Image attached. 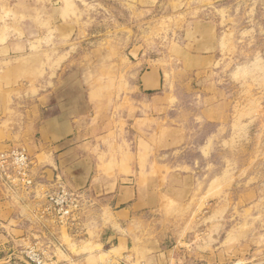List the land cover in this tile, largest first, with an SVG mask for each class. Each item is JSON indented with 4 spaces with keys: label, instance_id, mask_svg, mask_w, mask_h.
Segmentation results:
<instances>
[{
    "label": "crops",
    "instance_id": "crops-1",
    "mask_svg": "<svg viewBox=\"0 0 264 264\" xmlns=\"http://www.w3.org/2000/svg\"><path fill=\"white\" fill-rule=\"evenodd\" d=\"M67 1L71 2L24 0L13 8L0 5V11L10 8L14 17L0 28V153L11 145L24 146L35 162L34 173L41 183L49 185L59 178L67 188L93 202L84 241L72 239L66 232L73 242L63 247V231L56 229L61 252L56 253V262L106 264L122 259L128 264H184L185 258H175L173 252L182 247L185 255L187 242H193L197 234L186 240L185 232L182 236L177 231V246L171 249L159 244L149 227L154 220L166 223L175 218L169 211L170 202L179 206V214L182 209L197 211L199 205H206L210 201L206 197L208 189L216 176L210 175L203 182L195 171L167 174L164 162L153 163L150 157L155 137L166 138L163 146L169 147L171 132L181 135L187 131V126L171 130L169 109L176 87L163 79L170 69L167 55L150 58L147 35L129 51L137 61L125 82L110 84L96 78L77 84L63 81V75L65 80L71 76L67 63L72 58L76 29L74 9H67ZM176 1L167 0L171 9ZM196 1L199 17L184 24L186 42L170 50L177 49L181 73L193 74L200 82L199 100L195 101L201 107L191 118L201 124H223L227 117L219 113L220 109L234 105L220 97L224 90L221 78L238 84L235 77L248 65L231 66L236 53L233 39L226 31L219 32L213 19L203 18L204 7L224 0ZM100 73L97 68L95 76ZM74 90L81 91L78 97ZM17 99L21 100L15 104ZM202 152L201 157L207 159ZM208 157H212V150ZM242 192L235 201L242 213L249 203H261L257 189ZM13 206L0 188L3 228L13 235L29 231L25 220L36 223L30 212L34 208L28 207L30 210L22 215ZM229 210V205L220 203L208 216L199 218L201 225H206V244H197L196 239L192 250L197 258L204 259L205 253L219 249L220 253H236L239 260L235 263L231 256L220 264H247L242 255L246 248H239L246 238L236 247H217L215 234L222 230L221 220ZM153 214L158 217L153 218Z\"/></svg>",
    "mask_w": 264,
    "mask_h": 264
},
{
    "label": "rangeland",
    "instance_id": "rangeland-1",
    "mask_svg": "<svg viewBox=\"0 0 264 264\" xmlns=\"http://www.w3.org/2000/svg\"><path fill=\"white\" fill-rule=\"evenodd\" d=\"M19 1L24 0H0V5L9 4L13 8ZM71 2L67 1L66 5L68 10L74 9L73 21L76 26L72 40V58L67 63L72 72L70 77L68 73L67 80L66 75H63V81L77 84L96 78V81L110 84L125 82L126 74L137 61L130 56L129 51L136 43L144 42L148 35L151 46L148 49L149 57L155 60L163 54L167 55L170 69L163 79L165 83L176 87L169 109L171 130L187 126L186 133L181 135L171 132L169 147L163 146L166 138L155 137L154 151L150 157L153 163L163 161L167 166V174L195 171L203 182L210 175L216 176L206 196L210 201L204 206L199 205L197 211L182 209L179 214V206L170 202L169 211L175 214V218L166 223L154 220L155 224L149 229L153 230L155 239L163 247L172 249L177 246V231L182 236L185 232L183 238L186 240L197 234L193 242H187L189 246L186 247L185 255L182 247L173 252V257L181 255L185 258L184 264H208L209 261L220 264L231 260V256L235 263L238 262L236 253H220L219 249L218 252L205 253L204 259L193 254L192 247L196 239L197 244L204 243L206 225H201L199 218H205L213 208L223 203L229 205L230 210L221 220L222 230L215 234L217 247H236L242 244L240 239L246 238L239 247L243 250L246 248L242 254L245 257L243 261H247V264H264V0H224L202 10L205 12L203 18L213 19L219 32L226 31L233 39L236 53L231 66L248 65L243 73H238L235 77L238 84L228 83L225 76L221 78L224 90L220 97L224 103L232 102L234 105L220 109L219 113H225L224 116L227 117L223 124H201L191 118L199 113L201 107L195 101L199 100L200 82L193 74L180 71L182 64L177 49L186 42L183 36L187 28V25L184 26L186 21L199 17L200 8L196 5V0H177L173 4L174 9H171L167 0ZM10 8L6 12L0 11V28L13 20ZM24 21V17H21V22ZM173 46L177 49L171 52L170 48ZM97 68L101 70L99 77L95 76ZM51 77L55 80V75ZM80 93L81 91L74 90L75 97ZM19 101L17 99L15 104ZM157 117L155 112L154 118ZM201 148H204L203 152ZM210 150L212 157H208ZM200 152L207 159H203ZM0 188L5 200L11 202L14 208L20 209L22 215L27 214L30 205L23 204L26 198L7 193L1 185ZM252 189H257L261 203H249L242 213L238 209L241 205L235 201L242 191ZM152 216L158 217L156 214ZM25 222L31 229L15 235L6 232L0 223V264H32L26 257V252L31 249L44 255V264L62 263L56 262V253H61L55 238L56 229L53 233L52 227L44 228V232H41L37 222ZM62 231V246H69L75 238L71 239L65 230ZM75 240L84 241L85 238Z\"/></svg>",
    "mask_w": 264,
    "mask_h": 264
},
{
    "label": "built area",
    "instance_id": "built-area-1",
    "mask_svg": "<svg viewBox=\"0 0 264 264\" xmlns=\"http://www.w3.org/2000/svg\"><path fill=\"white\" fill-rule=\"evenodd\" d=\"M34 169L33 158L20 145H11L0 153V185L7 193L26 198L23 204L34 208L32 216L41 232L50 225L52 233L62 229L72 238H85V224L93 202L84 194L67 188L59 178L49 185L41 183ZM26 257L32 264H44V255L34 249L26 252ZM106 264L128 263L119 259Z\"/></svg>",
    "mask_w": 264,
    "mask_h": 264
}]
</instances>
